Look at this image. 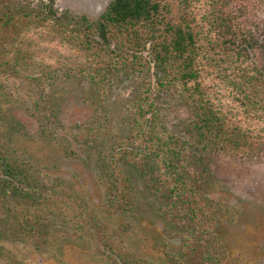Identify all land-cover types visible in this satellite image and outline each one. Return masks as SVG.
<instances>
[{
  "label": "trees",
  "instance_id": "obj_1",
  "mask_svg": "<svg viewBox=\"0 0 264 264\" xmlns=\"http://www.w3.org/2000/svg\"><path fill=\"white\" fill-rule=\"evenodd\" d=\"M263 3L111 0L98 17H91L61 9L56 0H0V102L5 88L22 79L42 92L64 80L76 81L101 105L119 88H129L128 132L109 155L98 152L109 212L131 210L133 182L122 164L131 165L176 224L172 230L178 242L173 248L167 245L168 260L187 264L198 257L202 264H226L218 229L228 207L212 196L215 175L209 157L223 151L254 157L264 137L218 105L206 80L210 72L223 74L224 64L240 60L237 79L230 81L236 100L247 116L263 107L264 32L255 21ZM198 5L204 9L201 17ZM32 33L66 45L72 54L46 61L45 48L31 39ZM36 68L39 73L31 74ZM45 100L41 93L33 97L40 109L48 108ZM172 101L182 111L175 128L165 112ZM0 126L22 130L25 124L0 114ZM61 126L66 128L63 122ZM86 128L98 134L94 126ZM60 183L41 180L30 163L8 152L0 137V236L41 248L54 236L57 212L78 223L74 218L79 214L71 215V206L84 212L87 204L76 190L69 194L74 204L65 203ZM110 250L118 255L117 264L119 259L131 264L128 254L113 246Z\"/></svg>",
  "mask_w": 264,
  "mask_h": 264
},
{
  "label": "rangeland",
  "instance_id": "obj_2",
  "mask_svg": "<svg viewBox=\"0 0 264 264\" xmlns=\"http://www.w3.org/2000/svg\"><path fill=\"white\" fill-rule=\"evenodd\" d=\"M56 1L61 9L98 17L111 0ZM201 5L196 7L199 17L204 12ZM263 20L264 3L255 15L264 32ZM31 37L45 48L43 55L48 62L72 54L60 42L42 41L35 33ZM239 65L240 60L229 61L223 66V74L210 72L206 81L211 82L218 105L235 113L245 127L264 137V103L247 116L230 83L236 78ZM38 71L36 68L30 73ZM4 93L0 114L9 120L18 117L25 124L22 130L0 126V137L8 152L30 163L38 177L49 185L61 182L60 195L65 203L74 204L69 194L76 190L87 207L81 212L75 204L71 206V215L79 214L74 218L78 223L68 222L63 213L57 212L54 223L58 227L45 247L38 248L29 240L0 236V264H117L118 255L110 246L128 254L131 264H172L166 251L167 245L176 246L172 230L176 224L165 214L162 200L145 187L133 166L122 164L124 174L133 182L131 210L109 212L107 207V181L98 152L109 155L117 139L128 132L129 88L116 90L104 105L91 98L83 84L72 80L58 82L42 92L36 86L30 88L29 82L22 79L5 88ZM40 93L47 98L44 103L48 108L35 106L33 97ZM165 112L169 125L175 128L182 111L172 101ZM88 124L96 128L97 135L87 130ZM209 165L215 175L212 196L228 207L219 218L218 229L227 250L226 264H264V146L251 158L225 151L214 153L209 157ZM187 264L202 263L196 257Z\"/></svg>",
  "mask_w": 264,
  "mask_h": 264
}]
</instances>
